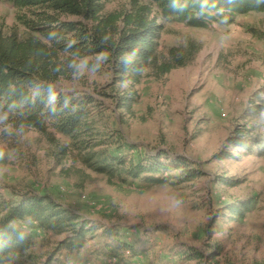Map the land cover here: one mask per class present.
Here are the masks:
<instances>
[{
    "label": "rangeland",
    "instance_id": "obj_1",
    "mask_svg": "<svg viewBox=\"0 0 264 264\" xmlns=\"http://www.w3.org/2000/svg\"><path fill=\"white\" fill-rule=\"evenodd\" d=\"M137 1L151 6L152 15L165 24L160 50L166 53L171 46L193 42L201 45L195 59L162 79L148 69L141 82L133 84L117 81L106 59L79 58L70 62L69 75L57 86L104 102V114L97 111L98 127L119 129L129 144L136 145L127 150L168 148L188 157L204 175L187 183L159 186H116L105 175L89 170L85 172L90 177L84 178L77 172L82 165L73 154L57 155L58 147L46 132L11 123L0 108V184L5 192L15 188L49 193L99 228H117L139 252L132 258L133 264L139 260L141 264H188L181 263L174 250L186 243L208 249L205 242L215 241L226 245L220 264H264V155L213 158L236 124H247L255 133L264 134V114L257 118L247 114L253 93L264 85V12L239 15L232 24L193 27L165 18L152 0ZM131 2L109 0L104 13L122 12ZM18 14L19 9L9 0H0V28L22 36L26 28ZM84 60L87 65L81 69ZM99 91L137 94V100L131 110L117 108L112 97ZM49 131L61 144L67 142ZM230 178L238 182L228 185ZM255 195L258 204L240 221L224 216V204ZM24 226L35 240L30 252L41 260L59 237L30 224ZM100 232L98 229L81 251L62 254L63 264H118L107 253L117 250V242Z\"/></svg>",
    "mask_w": 264,
    "mask_h": 264
},
{
    "label": "trees",
    "instance_id": "obj_2",
    "mask_svg": "<svg viewBox=\"0 0 264 264\" xmlns=\"http://www.w3.org/2000/svg\"><path fill=\"white\" fill-rule=\"evenodd\" d=\"M9 1L19 9L17 18L26 28L22 36L0 28V108L11 123L46 132L58 147L57 155L73 154L82 165L77 172L84 178L90 177L85 172L89 170L105 175L116 186H159L187 183L204 175L188 157L168 148L127 150L136 145L129 144L119 129L98 127L97 111L104 114V102L91 94H76L57 86L63 76L69 75L72 60L101 53L117 81L138 84L148 69L162 79L173 69L189 65L201 45L190 42L186 46H171L163 53L160 40L165 24L152 15L151 6L137 0H132L130 8L109 14L104 13L109 0ZM152 1L165 18L193 27H207L212 22L232 24L239 15L264 12V0ZM99 92L112 97L117 108L131 110L137 100V94ZM250 102L247 114L254 118L264 114V85L253 93ZM49 129L67 142L61 144ZM231 149H237V154ZM246 154L264 155V134L255 133L247 124H236L213 158ZM237 182L233 178L226 180L228 185ZM258 201L257 195L250 196L236 204L226 203L221 210L228 220L238 222ZM26 224L59 237L41 260L30 252L35 240ZM98 229L117 242V250L107 252L109 257L117 258L118 264H133L132 258L139 252L117 228H99L49 193L15 188L5 192L0 184V264H27L29 260L30 264H63L61 255L81 251ZM207 231L211 235L213 229L209 226ZM205 244L208 249L186 243L173 253L181 263L220 264L219 256L226 245L221 241Z\"/></svg>",
    "mask_w": 264,
    "mask_h": 264
},
{
    "label": "clouds",
    "instance_id": "obj_3",
    "mask_svg": "<svg viewBox=\"0 0 264 264\" xmlns=\"http://www.w3.org/2000/svg\"><path fill=\"white\" fill-rule=\"evenodd\" d=\"M105 58H106L105 55L103 53H101V54L97 55L96 60H97V62H100V61L104 60ZM86 65H87V60H84L81 62L79 67L81 69H83L84 67H86ZM0 156H2V153H0Z\"/></svg>",
    "mask_w": 264,
    "mask_h": 264
},
{
    "label": "built area",
    "instance_id": "obj_4",
    "mask_svg": "<svg viewBox=\"0 0 264 264\" xmlns=\"http://www.w3.org/2000/svg\"><path fill=\"white\" fill-rule=\"evenodd\" d=\"M142 257V256H141ZM137 258V257H136ZM114 261H117V258H113ZM138 264H141V260H139Z\"/></svg>",
    "mask_w": 264,
    "mask_h": 264
}]
</instances>
